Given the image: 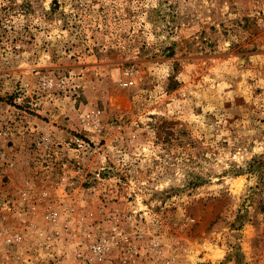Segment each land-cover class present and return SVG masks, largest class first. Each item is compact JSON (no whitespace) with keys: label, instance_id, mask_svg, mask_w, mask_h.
<instances>
[{"label":"rangeland","instance_id":"374dc122","mask_svg":"<svg viewBox=\"0 0 264 264\" xmlns=\"http://www.w3.org/2000/svg\"><path fill=\"white\" fill-rule=\"evenodd\" d=\"M0 264H264V0H0Z\"/></svg>","mask_w":264,"mask_h":264}]
</instances>
